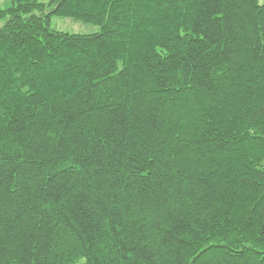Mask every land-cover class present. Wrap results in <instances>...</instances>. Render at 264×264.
<instances>
[{
  "label": "trees",
  "instance_id": "trees-1",
  "mask_svg": "<svg viewBox=\"0 0 264 264\" xmlns=\"http://www.w3.org/2000/svg\"><path fill=\"white\" fill-rule=\"evenodd\" d=\"M0 132V264H264L259 0L0 6Z\"/></svg>",
  "mask_w": 264,
  "mask_h": 264
},
{
  "label": "snow or ice",
  "instance_id": "snow-or-ice-1",
  "mask_svg": "<svg viewBox=\"0 0 264 264\" xmlns=\"http://www.w3.org/2000/svg\"><path fill=\"white\" fill-rule=\"evenodd\" d=\"M261 6H264V0H259ZM203 6V5H202ZM218 25V20L215 15V9H209L201 13L198 17L194 18L193 28H192V37H199L198 42L203 43L205 40V32H211ZM187 31V29H185ZM180 35H183L181 33ZM185 76L188 72H194L191 68H184ZM191 87V85H189ZM93 102L90 96H66L58 104L55 109L57 113L62 114L65 121L71 123L79 115L86 110V106ZM68 123H65L64 127L67 129ZM0 135H3V132H0ZM74 143L77 141H73ZM62 146V145H61ZM57 200L59 196L55 197ZM27 264V261L24 262Z\"/></svg>",
  "mask_w": 264,
  "mask_h": 264
},
{
  "label": "rangeland",
  "instance_id": "rangeland-1",
  "mask_svg": "<svg viewBox=\"0 0 264 264\" xmlns=\"http://www.w3.org/2000/svg\"><path fill=\"white\" fill-rule=\"evenodd\" d=\"M12 0H0V6L6 8ZM46 1V0H41ZM52 29L74 34H92L98 32L100 27L90 23H85L69 17L52 16L50 20Z\"/></svg>",
  "mask_w": 264,
  "mask_h": 264
}]
</instances>
